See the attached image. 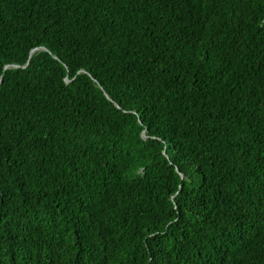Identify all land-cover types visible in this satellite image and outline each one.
Segmentation results:
<instances>
[{
    "label": "trees",
    "instance_id": "obj_1",
    "mask_svg": "<svg viewBox=\"0 0 264 264\" xmlns=\"http://www.w3.org/2000/svg\"><path fill=\"white\" fill-rule=\"evenodd\" d=\"M1 78L0 264H264V0H0Z\"/></svg>",
    "mask_w": 264,
    "mask_h": 264
},
{
    "label": "water",
    "instance_id": "obj_2",
    "mask_svg": "<svg viewBox=\"0 0 264 264\" xmlns=\"http://www.w3.org/2000/svg\"><path fill=\"white\" fill-rule=\"evenodd\" d=\"M36 50H33L32 52H31V56H32V54L35 52ZM2 82V78H1V80H0V83Z\"/></svg>",
    "mask_w": 264,
    "mask_h": 264
}]
</instances>
